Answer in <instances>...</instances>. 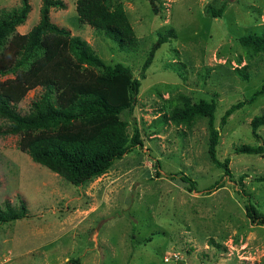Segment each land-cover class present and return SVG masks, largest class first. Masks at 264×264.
<instances>
[{
	"label": "rangeland",
	"instance_id": "1",
	"mask_svg": "<svg viewBox=\"0 0 264 264\" xmlns=\"http://www.w3.org/2000/svg\"><path fill=\"white\" fill-rule=\"evenodd\" d=\"M64 1L67 8L53 9L51 21L87 41L105 63H123L136 77L159 36H175L141 80L134 110L121 116L130 135L139 128L143 146L103 176L76 186L34 162L19 136L0 137V208L23 200L28 209L24 219L0 224V264H264V226L247 215L249 203L264 214V153H237L244 145H264V127L258 130L262 140L252 132L253 119L264 115V95L221 122L264 84V51L241 42L264 35V0H156L158 15L149 0H124L140 43L135 52L120 51L103 31L81 24L77 0ZM21 4L0 0V15ZM30 4L20 34L40 21L42 0ZM212 7H224L221 18L212 16ZM243 67L249 81L235 74ZM42 92L31 90L20 113L28 114ZM182 94L194 103L216 102L217 156L231 160L232 177L209 155L208 119L190 128L163 119ZM183 176L196 182L194 189Z\"/></svg>",
	"mask_w": 264,
	"mask_h": 264
},
{
	"label": "trees",
	"instance_id": "2",
	"mask_svg": "<svg viewBox=\"0 0 264 264\" xmlns=\"http://www.w3.org/2000/svg\"><path fill=\"white\" fill-rule=\"evenodd\" d=\"M120 3L113 9V2ZM124 0H77L79 22L103 31L120 51L135 52L139 39L122 4ZM154 14L160 13L156 0H149ZM67 8L64 0H42L40 21L27 34L17 32L32 10L30 0L0 15V137L19 136V145L34 162L60 175L66 181L83 186L108 173L117 160L143 146L139 128L133 135L128 122L121 118L133 111L142 86L141 80L152 66L156 53L175 33H166L153 44L140 77L123 63L109 65L93 50L87 41L72 35L51 21V11ZM224 7L210 9L214 18H221ZM174 30V29H172ZM246 46L264 51V35L241 38ZM235 74L249 81L247 68H236ZM38 87L42 94L32 103L28 114H21L18 105L27 94ZM264 95V84L249 99L233 105L221 119L225 125L238 110ZM217 104L200 100L194 103L187 95H180L169 115L163 118L175 125L191 127L197 120L208 119L209 155L212 162L232 177L230 159L217 156L220 129L216 127ZM165 121V122H166ZM5 125V127L3 126ZM264 127V115L252 121V132L262 140L259 128ZM239 154L259 155L264 145H244ZM182 181L192 189L196 182L183 176ZM259 181H264L260 178ZM244 176L239 178L243 186ZM25 201L19 205L6 203L0 208V224L27 217ZM247 215L253 223L264 226V214L249 203ZM69 264V263H68Z\"/></svg>",
	"mask_w": 264,
	"mask_h": 264
}]
</instances>
